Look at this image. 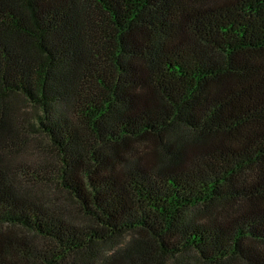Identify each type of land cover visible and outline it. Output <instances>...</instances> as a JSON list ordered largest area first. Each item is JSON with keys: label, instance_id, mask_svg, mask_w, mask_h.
I'll use <instances>...</instances> for the list:
<instances>
[{"label": "trees", "instance_id": "1", "mask_svg": "<svg viewBox=\"0 0 264 264\" xmlns=\"http://www.w3.org/2000/svg\"><path fill=\"white\" fill-rule=\"evenodd\" d=\"M0 264H264V0H0Z\"/></svg>", "mask_w": 264, "mask_h": 264}]
</instances>
